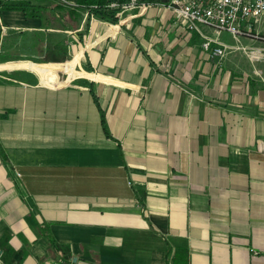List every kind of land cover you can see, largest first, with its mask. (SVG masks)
Wrapping results in <instances>:
<instances>
[{
    "label": "crops",
    "instance_id": "0c3cea01",
    "mask_svg": "<svg viewBox=\"0 0 264 264\" xmlns=\"http://www.w3.org/2000/svg\"><path fill=\"white\" fill-rule=\"evenodd\" d=\"M132 7L0 21L44 46L0 59V264H264V11L217 57Z\"/></svg>",
    "mask_w": 264,
    "mask_h": 264
},
{
    "label": "built area",
    "instance_id": "2783aa9c",
    "mask_svg": "<svg viewBox=\"0 0 264 264\" xmlns=\"http://www.w3.org/2000/svg\"><path fill=\"white\" fill-rule=\"evenodd\" d=\"M108 4L112 6L115 2ZM131 4L132 1L122 4L121 9ZM160 4L167 7L186 29L196 31L202 37V48H209L210 54L217 57L237 47L219 40L217 34L220 30L227 31L235 38L248 30L251 20L257 19L264 11V0H166ZM205 27H211L214 35H208ZM5 30L6 25L1 23L0 37Z\"/></svg>",
    "mask_w": 264,
    "mask_h": 264
},
{
    "label": "trees",
    "instance_id": "16d2710c",
    "mask_svg": "<svg viewBox=\"0 0 264 264\" xmlns=\"http://www.w3.org/2000/svg\"><path fill=\"white\" fill-rule=\"evenodd\" d=\"M111 1H114L115 5L110 6L108 3ZM130 1H132V5H137L140 3L160 4L166 0H0V9H17L28 16L42 18L44 24L61 23L62 26L75 28L79 24L82 13L86 15V12L106 21L115 22L121 13V5L128 4ZM47 10L50 11L52 16L49 17L47 15ZM69 14L72 16L70 17L72 18V25L70 21L69 23L65 21L66 16ZM100 120L102 121L103 119L101 118ZM185 257L186 250L184 245L182 243L175 244L170 263L186 264Z\"/></svg>",
    "mask_w": 264,
    "mask_h": 264
},
{
    "label": "rangeland",
    "instance_id": "374dc122",
    "mask_svg": "<svg viewBox=\"0 0 264 264\" xmlns=\"http://www.w3.org/2000/svg\"><path fill=\"white\" fill-rule=\"evenodd\" d=\"M142 4L143 3H140L139 6L142 7ZM132 6H133L132 4L129 6H126V7L122 8V10L129 8V7H132ZM46 13H47V15H49V17L52 16L49 10H47ZM82 15L86 16L87 19L95 17L92 14H89L87 12H86V15L84 13H82ZM24 17H26V16H23V13L20 10H17V9H0V21L4 24H14V21L16 23H19V24H28L29 21H34V20H29L30 18H27V20H24ZM70 17H72L70 14L66 16V19H65L66 23H69V21L71 22L72 18H70ZM53 22H55V21H53ZM72 24L73 23L71 22V25ZM21 27H23V26H21ZM21 27L18 29L8 28L6 30V32L2 33V35L0 37V59L1 60L2 59H6V60L25 59V57H21V56H23V54H25V55L30 54L31 55V54H34V52H38L39 46H40V49H44V46H42V44H41L42 42H40V41L37 42L39 40L40 36L36 31L24 30V28L22 29ZM249 29H251V23H250ZM253 34H256V33H253ZM14 62L16 64V66L21 65V60L14 61ZM46 64H47V62H46ZM0 67H2V66H0ZM72 72H73V70L71 71V73H69V75L73 74ZM19 73H21V72H19ZM74 73H75V71H74ZM76 73H78V71ZM44 74L49 75L50 77H52L54 75V73L50 74L48 69L45 70ZM13 75H15V74H13Z\"/></svg>",
    "mask_w": 264,
    "mask_h": 264
}]
</instances>
